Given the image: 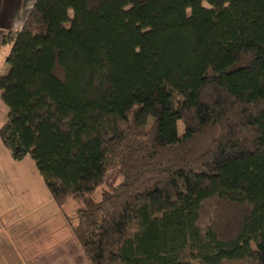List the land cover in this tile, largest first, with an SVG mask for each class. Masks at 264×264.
<instances>
[{
  "label": "trees",
  "instance_id": "obj_1",
  "mask_svg": "<svg viewBox=\"0 0 264 264\" xmlns=\"http://www.w3.org/2000/svg\"><path fill=\"white\" fill-rule=\"evenodd\" d=\"M2 42L0 140L88 264H264V0H35Z\"/></svg>",
  "mask_w": 264,
  "mask_h": 264
},
{
  "label": "crops",
  "instance_id": "obj_2",
  "mask_svg": "<svg viewBox=\"0 0 264 264\" xmlns=\"http://www.w3.org/2000/svg\"><path fill=\"white\" fill-rule=\"evenodd\" d=\"M34 2L0 0V75L8 72L11 49L3 34L22 28ZM6 115L0 101V126ZM65 207L56 206L31 157L15 160L0 140V264H88L71 229L73 214L66 215Z\"/></svg>",
  "mask_w": 264,
  "mask_h": 264
},
{
  "label": "rangeland",
  "instance_id": "obj_3",
  "mask_svg": "<svg viewBox=\"0 0 264 264\" xmlns=\"http://www.w3.org/2000/svg\"><path fill=\"white\" fill-rule=\"evenodd\" d=\"M203 5L205 6V7H207L208 5H207V3L206 2H203ZM67 26V25H66ZM183 130H184V128H183V125L179 122L178 123V132H179V134H182L183 133ZM118 181H119V178L117 177V175L116 174H114V173H109V175L107 176V178H106V182H105V185L101 188L102 190L103 189H105V188H107V185H114V184H116V183H118ZM100 189L98 190V192H97V195H99L100 194ZM78 204H79V202L78 201H70L67 205H66V207L64 208L65 210H64V212L66 213V215H72L73 217L71 218V221L73 220L74 221V224L76 223V218H75V211H76V209H77V207H78ZM68 220H66L67 221V223H68V225H69V223H71V222H68V221H70V219L69 218H67ZM65 220V219H64ZM65 221V222H66ZM67 224H66V227H64L63 228V233H66L67 232V226H68ZM73 225V224H72ZM87 261V260H86Z\"/></svg>",
  "mask_w": 264,
  "mask_h": 264
}]
</instances>
